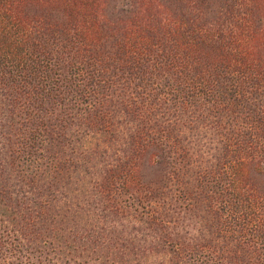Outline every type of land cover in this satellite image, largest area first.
I'll use <instances>...</instances> for the list:
<instances>
[{
  "label": "trees",
  "instance_id": "16d2710c",
  "mask_svg": "<svg viewBox=\"0 0 264 264\" xmlns=\"http://www.w3.org/2000/svg\"><path fill=\"white\" fill-rule=\"evenodd\" d=\"M0 264H264V0H0Z\"/></svg>",
  "mask_w": 264,
  "mask_h": 264
},
{
  "label": "rangeland",
  "instance_id": "374dc122",
  "mask_svg": "<svg viewBox=\"0 0 264 264\" xmlns=\"http://www.w3.org/2000/svg\"><path fill=\"white\" fill-rule=\"evenodd\" d=\"M76 180H77V178H75V181H76ZM83 182H85V183H84V184H82V185H84V186L88 187V185H89V184H88V181H86V180L84 179V181H83ZM83 182H82V183H83ZM79 185H80V184H79ZM82 190H83V189H82Z\"/></svg>",
  "mask_w": 264,
  "mask_h": 264
}]
</instances>
